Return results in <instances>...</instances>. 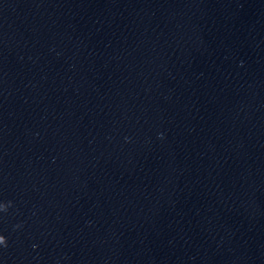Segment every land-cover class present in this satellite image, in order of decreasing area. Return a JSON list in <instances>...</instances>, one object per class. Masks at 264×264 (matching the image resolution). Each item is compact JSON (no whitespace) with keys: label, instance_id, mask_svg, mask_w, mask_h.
Masks as SVG:
<instances>
[{"label":"clouds","instance_id":"1","mask_svg":"<svg viewBox=\"0 0 264 264\" xmlns=\"http://www.w3.org/2000/svg\"><path fill=\"white\" fill-rule=\"evenodd\" d=\"M12 202L9 201L7 204H0V211H7L9 207H11ZM18 227V226H17ZM0 245H7L6 238L3 235H0Z\"/></svg>","mask_w":264,"mask_h":264}]
</instances>
